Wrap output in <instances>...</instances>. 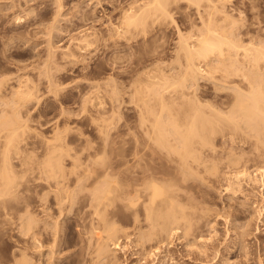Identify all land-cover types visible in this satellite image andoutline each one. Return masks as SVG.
I'll list each match as a JSON object with an SVG mask.
<instances>
[{"label":"rangeland","instance_id":"rangeland-1","mask_svg":"<svg viewBox=\"0 0 264 264\" xmlns=\"http://www.w3.org/2000/svg\"><path fill=\"white\" fill-rule=\"evenodd\" d=\"M57 1L0 0V78L5 77V80L10 78L6 86L2 88L6 91L4 87L9 88L7 86H11L12 83L16 85L20 77L23 79L29 76L28 78L31 79L29 80L35 87V94L27 103L29 112L24 110L21 115L25 114V116L22 115L25 118L28 115L27 124L30 129L35 130H32L34 134L27 138L34 144L36 143L35 146L38 147V143L43 138L53 136L57 129V133L63 136L67 145L69 144L68 147H71L70 150L72 149L71 151L75 154L84 156L88 152H96L98 147L101 151V144L104 143L102 141L107 138L114 141L113 143L106 141L114 145L111 147L105 142L108 147H113L111 150L114 154L115 150L118 151L121 148V146L117 148L120 141L122 144V140L125 137L128 138L126 132L130 131L129 134L133 133V136L141 134L138 132L139 128L136 127L137 120H139L136 115V104L131 99L133 94L130 95L133 92L131 85L133 83L129 84L136 74L134 71H137V61L146 62L147 66L153 63L152 66L158 64L166 68L173 63V67L171 66L173 69L171 68L170 72L174 70L173 75L175 72H177L175 75L179 74V69L174 68L178 65L183 67L184 63L176 59L174 50L177 51L178 40L182 34L190 35L188 38L194 40L199 37L201 31V33L205 31L208 21L205 22L206 24L203 21L209 18V14L205 16L209 12H206L208 8L201 10L191 0H169L168 16L161 13L149 14L144 21L129 22V24L125 15L131 10L136 11L147 0H59V4ZM218 6L221 9L220 11L217 8L219 12L215 11ZM252 6L256 9L253 10ZM214 8L212 9L215 12L209 8L210 16L211 13L214 14V16L212 14L214 20L211 19V21L216 22L217 26L224 25L225 27H227L226 23L230 24L234 21L231 26L232 31L234 29L233 34H237L236 39L244 44L248 43L251 35L249 30L252 27L250 25L253 19L252 12L260 13L258 21L264 18V0H225L223 2L219 0L216 1ZM201 11H204V18H202ZM224 16L226 20L222 19ZM213 22H209L212 27L216 26ZM258 26L260 28L264 26V20L259 22ZM116 29L122 30V33L119 31L120 34H118ZM111 30L116 31V34L113 32V35ZM188 38L187 40L190 41ZM68 51L72 56L67 55ZM49 52H52L50 56ZM241 55L242 50L240 53L238 50L236 57L241 58ZM156 58L159 62L157 64L155 63ZM179 59L183 60V58ZM203 60L200 56L193 60L198 64L202 73L199 72L201 76L198 74L195 84H192V80L187 81V87L188 84L190 87L187 88L189 92L186 95L190 93V96L192 91L196 90L197 92L193 91L194 94L200 96V101L203 103L210 101L212 104H218L220 100H226L229 97L230 89L239 82L240 77L231 75L233 79L229 78L230 76L224 79L222 71H208V59ZM149 61L152 62L149 64ZM178 62H182L181 65ZM166 63L169 65L167 66ZM112 82L118 87L117 94L115 87L111 89ZM113 90V93L119 97L115 95L119 99L114 106L115 111L117 110L115 114H113L115 111L112 113L109 110L111 108L110 95L112 96ZM194 94L192 93L193 96L190 97L193 98ZM189 96L185 97L190 99ZM111 113L113 116L110 117ZM227 131L228 129L216 127L209 133L207 139L211 143L209 141L204 147L201 146L199 155L206 160L210 158L207 161L202 159L206 165H197L195 171L197 173L190 175L186 182L192 199L197 204L196 217L198 215L197 218H199L197 226L187 236L188 238L180 236V233L173 235L172 246L164 247V249L163 245L157 244L159 248L160 246L162 248L160 249L162 255L168 252V256L169 251L170 255H176L171 256L175 258V264H220L219 261L225 259L229 264H264V212L260 215L261 217L256 218L257 208L250 207L252 198L256 201L253 205L257 206L258 201L259 206L257 207L264 205V186L263 190L260 189L258 191L260 193H257L256 185H254V191L256 190L259 197L257 194L256 197L250 194L252 196H248L251 197L250 203L247 201L246 205L242 204L246 201L244 196L247 197L250 185L252 189L254 186L248 184L245 175L238 177L237 182L241 178L240 184L235 183L237 192H232V189L228 190L227 187L235 171L245 168L248 172L258 175L262 170L263 175L264 162L255 156V150L248 149L249 143L235 142L231 138V133L229 134L230 130ZM250 142H253V139H250ZM40 148H37L38 151H41ZM211 149L215 151L212 152ZM229 153L240 155V163L230 164L227 157ZM234 175L233 179H235ZM246 183L248 186L245 185ZM241 184L243 187L240 188L238 185ZM252 189L250 191H253ZM35 190L33 188L27 192L28 208L33 217L29 214L33 221H31L32 227L26 229L23 218H20L17 212L20 205H14L10 214L5 216L3 209L0 208L3 211L0 210V264H18L20 252H23L32 264H46L47 262L49 264H88L90 257L87 256L90 254L84 249L85 247H82L84 238L78 237L82 235H77L80 230L82 231L83 226L78 227L74 218L58 217L56 212V214L53 213L54 211L46 210L49 213H42L40 194L42 187H35ZM118 219L120 222L117 220V223L119 222L117 225L124 231H126L125 227H128V231L130 223L126 224L125 220L120 217ZM81 220L83 224L89 222V218H81ZM55 221L59 222L57 226L60 227L61 233L57 232L56 235L60 236L58 242L60 244L51 242L54 238L53 232L55 228H58L55 226ZM121 234H118L121 248L115 249L117 250L115 258L118 261L116 264H144L145 259L142 256L144 257L145 254L143 253H146V248L148 249L147 244L150 247L154 245V240L153 242L147 241L146 248L145 243L144 247L140 248L141 245L138 246L136 241L135 243L132 241L134 240L132 235L128 238ZM42 237H45L43 241ZM215 244L218 245L219 253L221 252L220 260L212 262L210 259L212 255L210 254L211 257L207 255L217 249L211 247ZM201 250L204 254H201ZM140 252H142L141 257ZM150 261L145 264H155L157 259Z\"/></svg>","mask_w":264,"mask_h":264},{"label":"bare ground","instance_id":"bare-ground-1","mask_svg":"<svg viewBox=\"0 0 264 264\" xmlns=\"http://www.w3.org/2000/svg\"><path fill=\"white\" fill-rule=\"evenodd\" d=\"M191 1L198 6L197 8L200 7L201 10L202 8H208L205 10L210 12V9L214 8L216 1L218 2L219 0ZM220 1L223 2L225 0ZM168 2L169 0L144 1L136 11L131 10L132 12L129 11L130 13L125 15L126 20L128 23H139L144 21L149 14L161 13L168 16ZM253 6L256 7V5ZM253 6L252 9H256ZM217 8L221 11L219 6L216 9L214 8L215 11L219 12ZM214 9L212 10L214 11ZM204 11H201L203 14L202 18H204ZM209 12L205 15L208 16L209 14L208 20L206 18V21L203 19L204 23L208 21V25L205 23L207 28L205 31L203 30V33H201L202 31L200 32L202 34L201 37L199 34V37L190 40L188 38L190 35L187 36L186 34L190 40L188 41L185 38L186 36L182 34L178 40L177 51L174 50L176 59L184 63L182 64L183 67L178 65L174 68L179 69L180 73L177 74L178 76L175 75L177 72L174 73L175 76L172 74L174 70L170 72L173 63L168 68L166 66L161 67L162 65L159 66L157 64L159 63L157 62L158 57L156 60L154 59L156 66H152L154 65L153 63H151V66H147L146 62L137 61V71H134L136 74L134 78H131L133 81L131 80L129 84L133 83L131 84L133 92L131 91L130 95L132 96L133 94L131 99L136 104V115L139 117H137L139 120H137L136 127L139 128L138 132H141V134L140 136H133V133L129 134L130 131L129 133L126 132L128 138H122L124 139L122 144H120V141L119 147L117 146L118 149L120 146L121 148L118 151L115 150L116 153L114 151V154L112 152L113 147L110 148L114 145L106 142L110 138L102 141L105 145L101 144V151H99L98 147L97 150L94 148L96 152L91 151L84 156L75 154L71 151L72 149L70 150L71 147H68L69 144L67 145L63 136L57 133V129L53 136L47 137V139L43 138L45 140L40 139L38 147L35 146L36 143L34 144L33 141L27 139L31 134H34L31 132L34 129H30L29 124H27L28 119L26 120V118L28 115L26 118L23 117L25 114L21 115L24 110L29 112L27 103L34 97L35 87L31 83V79L28 78L29 76L22 79L18 75L20 78L17 77V84L14 82L16 85H12V83L11 86H7L9 88L4 87L7 89L5 91L2 86L10 78L5 80V77L3 79L1 77L0 208L4 212L0 210L4 216L10 214V210L14 208V205H20L19 207L22 206V208L18 207L19 210L17 212H19L20 218H23L24 221H22L26 229L30 228L33 217L28 208L27 192L33 188L35 190V187H42V192L40 193L42 197V213H46V210L54 211L53 213L56 212L58 217L74 218L78 227H80L79 225L83 226L82 231L78 230L80 234L77 231V235H82L78 237L84 238L82 239V243L84 242L82 247L88 250L90 256L87 257H90V261L95 264H101L102 262L116 264L118 262L115 258V251H117L115 249L121 248L118 235L120 233L128 238L132 235L134 237L132 241L134 243L136 241V245L139 244L138 246L141 245L140 248L144 247V243L146 248L147 241L153 242L154 240V245L156 242V245L151 247L147 244L148 249L146 248V253H143L145 254L144 257L142 252H140V257L142 256L145 259L144 264L153 259H157L155 264H173L175 262L173 257L176 255H170V251V257H168L169 255L167 256L168 252L162 255L160 249L172 246V236L178 233H180V236L188 238L187 236L197 226L199 219L197 218L198 215L196 217L197 204L193 201L186 182L190 175L197 173L195 172L197 165H206L203 160L207 161L210 158L208 157L206 160V158H202L199 155L201 154L200 147H204L205 144H208L206 142L210 141L207 139L209 133L214 131L216 127L230 130L229 134L231 133V138L235 142L245 141L249 143L248 149L255 150V156L264 162V26L261 28L258 26L259 22L263 21L264 18L258 21L260 13L258 14V11L252 12V24L250 23L252 27L249 30L251 35L248 38V43L244 44L240 42L241 40L238 41L236 39L235 36L237 34H233L234 29L232 31L231 26L234 21H231L232 23L230 22V24L229 22L226 23L227 27L218 25L219 28L215 24L216 22L211 21L213 13L210 16ZM223 18L227 19L226 16ZM209 22H213L216 26H210ZM229 25L230 27H228ZM119 31L122 33V30ZM119 31L117 30L118 34H120ZM113 32L111 30L112 34ZM114 34H116V31ZM240 49L242 50V55L241 58H237L236 54L238 50L239 53L241 52ZM68 52L69 54L67 55L72 56L70 51ZM49 53L50 56L52 52ZM199 56L204 60L208 59V71H222L224 79L229 76L231 78L233 75L234 77H240L238 83L231 85L232 88L226 100L222 99L220 102L218 101V104L214 103V105L210 101L205 103L200 101V96L195 95L196 93L194 94V92H197L196 90L192 91L194 94L193 98L190 97L192 93L190 96V93L186 95L189 92V90L187 92V88L190 87V84L187 87V81L192 80L193 84L198 79L200 68L193 60ZM179 58H183V60ZM176 59L175 61H177ZM150 62L152 61H149V64ZM166 64L167 66L169 65L168 63ZM23 76L27 75L23 74ZM112 84L111 89L115 87L114 90L116 91L118 87L113 82ZM113 94L112 96L110 95L111 108H109L112 113L115 111L116 101L119 100L116 95L117 91L116 94ZM185 96H189L190 99ZM186 100L187 102H185ZM112 113L110 117L113 116ZM100 132L103 131L100 130ZM36 135H38L37 131ZM32 136L35 137L34 135ZM250 139H253V142H250ZM110 141L112 140L108 142ZM106 146L109 148V152ZM37 148H40L41 151H38L39 149ZM213 150L212 152L215 151ZM37 152L40 153L38 154ZM227 155L230 164L237 165L240 163V155L234 153ZM260 171L258 175L248 172L245 168L241 171H235V175L233 174L235 179H233L232 175V181L229 180L231 182L228 183L227 187L229 189H227H232V192L235 191L237 189L235 183L238 184L241 181L240 178L239 182H237L238 177L245 175L248 184L256 185L257 191H255L260 193L258 191L260 189L263 190L264 186V174L262 175V170ZM238 186L240 188L243 187L242 184ZM250 187H248L250 189L247 197L244 196L246 201L243 200L245 203L243 202L242 204L246 205V202H249V199L257 194L254 191L255 186L253 189L251 185ZM251 189L253 191H250ZM257 195L259 197V194ZM248 196L251 197L249 198ZM253 199L251 206H249L257 208L256 212L258 213L256 214L258 215L255 216L257 218L264 212V205L257 207L259 206L258 200L257 206L253 205L256 202ZM29 214L32 218L29 217ZM51 214L48 215L50 216ZM119 217L124 219L126 224L130 223H128L130 225H128L130 227L128 231V227H125L126 231H124L118 226ZM54 218L56 219V217ZM81 218H89V222L83 224ZM117 220L119 221L118 223ZM45 224L43 225L44 228ZM58 224L59 222L55 221V226ZM69 224L71 227V222ZM44 228L42 227V231H44ZM59 230L60 227L55 228V232L52 230L54 238L51 237L53 239L51 242H59L60 236L56 235L58 234L57 232H60ZM42 238L43 241L45 237ZM152 242L151 244H153ZM158 243L161 246L163 245V247L161 248L160 246L159 248ZM43 244L42 242V247ZM123 245L125 247V243ZM215 245L211 247L213 249L217 248L218 245ZM142 251L145 252V250ZM203 252L201 250V254ZM213 252L206 255L208 257L211 254L212 257L210 256V259L212 262H216L220 258L221 252L219 253L218 248ZM19 254L21 256L17 263L28 264V257L23 252ZM210 259L209 261H211ZM30 263L32 264V262ZM219 263L229 264L226 259L220 260Z\"/></svg>","mask_w":264,"mask_h":264}]
</instances>
